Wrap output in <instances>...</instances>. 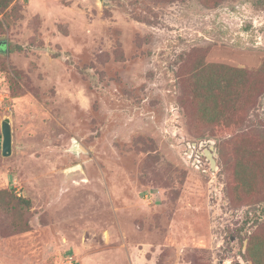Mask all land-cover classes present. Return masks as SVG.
Returning a JSON list of instances; mask_svg holds the SVG:
<instances>
[{
	"label": "rangeland",
	"instance_id": "374dc122",
	"mask_svg": "<svg viewBox=\"0 0 264 264\" xmlns=\"http://www.w3.org/2000/svg\"><path fill=\"white\" fill-rule=\"evenodd\" d=\"M2 41L0 264H264V0H12ZM214 63L247 74L200 128Z\"/></svg>",
	"mask_w": 264,
	"mask_h": 264
},
{
	"label": "trees",
	"instance_id": "16d2710c",
	"mask_svg": "<svg viewBox=\"0 0 264 264\" xmlns=\"http://www.w3.org/2000/svg\"><path fill=\"white\" fill-rule=\"evenodd\" d=\"M10 1L12 0H0V12L7 7ZM246 74L247 72L242 68L223 64L214 63L198 68L192 75L193 84L191 86L192 98L197 105L195 117L193 116L194 119H192L193 125L201 128L200 123L207 122L213 126H223L227 121L225 108L235 99ZM223 120L225 121L222 124ZM241 166L239 164L235 167V187L250 192L251 189ZM23 202L28 203L27 200Z\"/></svg>",
	"mask_w": 264,
	"mask_h": 264
},
{
	"label": "water",
	"instance_id": "95a60500",
	"mask_svg": "<svg viewBox=\"0 0 264 264\" xmlns=\"http://www.w3.org/2000/svg\"><path fill=\"white\" fill-rule=\"evenodd\" d=\"M5 44V41L0 42V46ZM0 147H1V154L7 156L11 153V130L10 124L8 119H4L0 124ZM207 151L205 153V157L209 160L210 166L214 169L215 166V159L214 156L216 155L214 143L212 141H203L201 142L200 146L203 144H207ZM195 143H193L194 145Z\"/></svg>",
	"mask_w": 264,
	"mask_h": 264
},
{
	"label": "flooded vegetation",
	"instance_id": "af4514ba",
	"mask_svg": "<svg viewBox=\"0 0 264 264\" xmlns=\"http://www.w3.org/2000/svg\"><path fill=\"white\" fill-rule=\"evenodd\" d=\"M198 146H199V147H204L205 145L202 144V145L200 146V144H198ZM191 147H193V148L196 147V144H194V145L192 144Z\"/></svg>",
	"mask_w": 264,
	"mask_h": 264
}]
</instances>
